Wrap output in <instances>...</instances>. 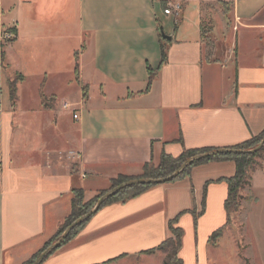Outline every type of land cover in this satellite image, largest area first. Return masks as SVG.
Listing matches in <instances>:
<instances>
[{"label": "crops", "instance_id": "1", "mask_svg": "<svg viewBox=\"0 0 264 264\" xmlns=\"http://www.w3.org/2000/svg\"><path fill=\"white\" fill-rule=\"evenodd\" d=\"M219 2L230 9L227 26L210 24L222 59L206 63L203 9ZM174 3L180 12L163 14ZM0 27L14 31L0 45V264H23L43 248L70 214L72 190L91 199L161 155L227 149L264 131V0H0ZM76 53L85 101L73 77ZM16 75L11 107L7 84ZM74 85L79 93L69 99ZM234 173L232 161L209 162L105 206L42 264L140 257L169 237L178 214L183 264H215L210 247L235 230L252 256L244 264H264V161L227 224L224 179Z\"/></svg>", "mask_w": 264, "mask_h": 264}, {"label": "trees", "instance_id": "2", "mask_svg": "<svg viewBox=\"0 0 264 264\" xmlns=\"http://www.w3.org/2000/svg\"><path fill=\"white\" fill-rule=\"evenodd\" d=\"M219 5L226 7L227 14L230 15V9L228 4L224 2H219ZM222 15H225L224 12H221ZM14 33V31L12 30ZM201 36H202V60L206 63H212L216 61L215 58V44L211 34V26L210 23L207 21L202 22L201 27ZM162 37V35H161ZM164 39V38H163ZM165 53L162 51V60L161 63L165 62ZM74 81L78 84L81 89L82 99L85 101L87 99V87L83 85L79 79V72H78V55L75 54V68H74ZM22 77L20 75H16L12 80H10L7 84L8 88V98L10 102V106L14 107L16 99H17V83L21 81ZM152 74L149 75V80L147 82L146 88L144 92H147L151 85ZM42 84L40 85V103L43 108L49 109L50 104L53 102L51 98H48L42 94L41 91ZM264 137V131H262L259 135L250 138L247 141H244L236 146L227 148L230 150H250L255 148L261 139ZM217 149L211 148H202V149H191L185 150L182 152L178 157H171L168 155H161L157 165H154L151 161L145 163L142 168V173L135 177H129L124 175H119L113 179H110V186L106 190L99 191L94 197H92L89 201L83 203V195L84 192L81 189L72 190V199H71V211L70 214L65 218V220L60 224L55 234L52 238L46 242L43 248L33 255L29 260L24 262L23 264H33L39 255L50 245L55 243L62 233L66 230V228L78 218L87 214L95 205L97 200L107 193L109 190L117 187L118 185L135 180V179H160L170 176L173 172H175L188 158L204 154L210 151H214ZM258 160L264 161V144L263 146L253 154H218L208 158L201 159L199 161L193 162L190 166H188L180 175H178L175 179L168 183L175 182L182 177L188 175L190 170L193 167L198 165H203L209 162H221V161H232L235 165V173L232 177L224 179L225 183L227 184V197L224 202V209L227 216L226 223L230 222L231 215L236 213L240 208V191L244 189L246 185L249 184L251 172L256 169V166H260L261 164ZM156 184L152 185H136L129 187L127 189L121 190L118 193L112 195L111 197L107 198L103 204L100 206L98 211L108 205L114 203H125L126 201L136 198L141 195L143 192L148 190L149 188L155 186ZM247 201H255L253 196H246ZM202 209H203V201H202ZM202 212V210H201ZM200 212V213H201ZM191 213L194 215V221H196L197 215L195 214L194 210H191ZM93 216V215H92ZM91 216V217H92ZM87 219L86 221L82 222L75 228H73L67 238L52 252H50L41 262V264L50 257L54 252H56L59 248H61L65 243L69 240L74 238L88 223L91 219ZM179 214L175 216L172 220L168 221L167 227L169 231V237L162 241L157 247L152 248L143 252L145 255H151L155 253H161L163 255L162 264H183V261L179 258V251L181 248V241L183 236V231L180 227L177 226ZM222 228L217 229L210 237V240H215L217 237L220 236ZM111 262V261H110ZM110 262L104 263L108 264Z\"/></svg>", "mask_w": 264, "mask_h": 264}, {"label": "rangeland", "instance_id": "3", "mask_svg": "<svg viewBox=\"0 0 264 264\" xmlns=\"http://www.w3.org/2000/svg\"><path fill=\"white\" fill-rule=\"evenodd\" d=\"M165 8H166V5H165ZM208 9H203V12H204L203 14H204V17H206L205 14L210 13V17L208 21L210 24L213 22L215 25H217V28L218 27L220 28L221 26L223 27V25L227 26V22L230 21V15L227 14L228 9L226 7L216 4L214 10L209 11ZM221 12H224L225 15H221ZM12 37H14V33L11 30H8L7 28H4V27H0V45L7 44L12 39ZM212 38L215 44V54H216L215 58L220 60L222 59L220 54L222 50L221 47H223V45L220 41H217V39L214 36H212ZM78 90H79L78 86L76 87V85H74V87H71L69 89L68 95L66 96H68L69 99H74L77 97L76 95H78L79 93ZM90 93L92 96L93 95L97 96L99 94V91L97 88L95 89L91 88ZM258 162L261 164L262 160H258ZM257 167L258 166H256V168ZM89 200L90 199H86L85 195H83V199H82L83 203ZM234 240L239 242V246L238 245L236 246L234 244ZM241 242H243V235L238 230H235L229 233L228 231H225L219 243L220 248L213 249L210 247V251H209L210 261L213 262V260H215V264H244L246 261L244 257L248 256L251 258L252 256L250 255V252L246 254L245 249L241 246L242 244ZM209 243H210L209 245L212 246V240H209ZM244 251H245L244 254H239V252L241 253ZM236 252L238 254L235 255ZM162 260H163V255L161 253H155L151 255H141L140 257H137V258L134 257V258H128V259L121 260V261L110 262L108 264H162ZM195 261L196 260L194 256V262Z\"/></svg>", "mask_w": 264, "mask_h": 264}, {"label": "water", "instance_id": "4", "mask_svg": "<svg viewBox=\"0 0 264 264\" xmlns=\"http://www.w3.org/2000/svg\"><path fill=\"white\" fill-rule=\"evenodd\" d=\"M162 38L166 39L164 34H162ZM263 144H264V137L261 139V141L259 142V144L255 148L250 149V150L217 149V150H214V151H210V152H207V153H204V154H200V155L188 158L187 160L184 161V163L175 172H173L168 177L160 178V179H151V178H149V179H135V180L127 181V182H124V183L118 185L117 187L109 190L107 193H105L103 196H101L97 200V202L95 203L93 208L87 214H85L84 216H82V217L78 218L77 220H75L74 222H72L66 228V230L62 233L60 238L55 243H53L48 248H46L39 255V257L36 259V261L33 264H41L43 259L50 252H52L54 249H56L67 238L69 232L73 228H75L76 226H78L82 222H84L87 219H89L92 215H94L107 198H109L112 195L118 193L119 191L127 189V188L132 187V186H136V185H152V184H156L157 185V184L168 183V182L172 181L173 179H175L178 175H180L188 166H190L195 161H199L201 159L208 158V157H211V156H214V155H218V154H235V155L253 154V153L257 152L263 146Z\"/></svg>", "mask_w": 264, "mask_h": 264}, {"label": "built area", "instance_id": "5", "mask_svg": "<svg viewBox=\"0 0 264 264\" xmlns=\"http://www.w3.org/2000/svg\"><path fill=\"white\" fill-rule=\"evenodd\" d=\"M179 12H180V5L177 4V3L168 4L166 6V8L163 10V14H165V15H172V14H176L177 15ZM13 38L14 37H12V39ZM63 108H69V105L68 104H64L63 105ZM73 118L76 119L77 118V115L76 114H73Z\"/></svg>", "mask_w": 264, "mask_h": 264}]
</instances>
